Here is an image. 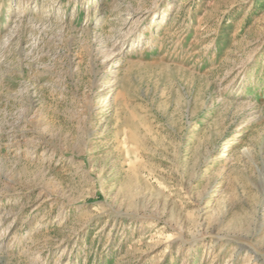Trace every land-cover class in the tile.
<instances>
[{"label":"rangeland","instance_id":"rangeland-1","mask_svg":"<svg viewBox=\"0 0 264 264\" xmlns=\"http://www.w3.org/2000/svg\"><path fill=\"white\" fill-rule=\"evenodd\" d=\"M0 264H264V0H0Z\"/></svg>","mask_w":264,"mask_h":264}]
</instances>
